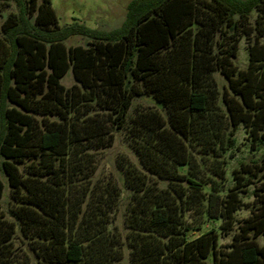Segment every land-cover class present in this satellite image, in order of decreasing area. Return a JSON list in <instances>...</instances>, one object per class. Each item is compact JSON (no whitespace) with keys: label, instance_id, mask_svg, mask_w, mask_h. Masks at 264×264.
<instances>
[{"label":"trees","instance_id":"trees-1","mask_svg":"<svg viewBox=\"0 0 264 264\" xmlns=\"http://www.w3.org/2000/svg\"><path fill=\"white\" fill-rule=\"evenodd\" d=\"M9 4L0 264H264V0H130L106 31L60 26L50 0ZM76 35L85 45L66 46ZM136 97L154 106L129 115ZM239 127L261 156L228 180ZM117 130L136 162L120 156L117 179L95 180Z\"/></svg>","mask_w":264,"mask_h":264},{"label":"rangeland","instance_id":"rangeland-1","mask_svg":"<svg viewBox=\"0 0 264 264\" xmlns=\"http://www.w3.org/2000/svg\"><path fill=\"white\" fill-rule=\"evenodd\" d=\"M52 8L55 11L60 26L69 24L72 22H78L88 28H95L100 30H110L118 27L125 17L126 6L130 0H50ZM13 4L0 5V23L6 18L8 13L15 12ZM86 40L81 36H71L65 40L66 46L85 45ZM245 41L241 40L239 46L238 57L236 64L243 68L247 64V52L245 49ZM74 83V79L71 71L61 79V84L66 88L70 87ZM154 104L149 97H136L129 111V115L138 108L153 107ZM237 148L233 151V156L227 160L226 171L227 178H230V171L233 168H237L240 161H249L251 159H258L261 156V152H252L249 150L248 142L245 141L244 130L239 127L236 133ZM120 156H125L129 160L136 162L133 153L130 151L124 134L121 130H117L114 133L113 144L101 150L97 156L95 180H105L106 178L117 179L118 172L116 167L117 159ZM1 162V158H0ZM5 183L4 197L2 199L0 207L5 210L8 203L9 187L6 185L4 176L2 177ZM122 189L121 184H118ZM230 185V181H227L226 186ZM125 195L123 193V199H121L117 211L114 216V224L118 229H122L121 213L125 206ZM252 198H245L246 202H251ZM247 215V211H241L238 213V218H243ZM125 233V230H121ZM229 236L222 237L219 240L221 245L228 243Z\"/></svg>","mask_w":264,"mask_h":264}]
</instances>
